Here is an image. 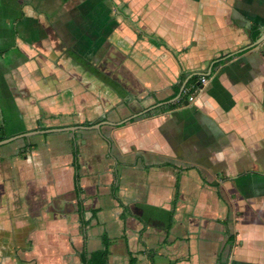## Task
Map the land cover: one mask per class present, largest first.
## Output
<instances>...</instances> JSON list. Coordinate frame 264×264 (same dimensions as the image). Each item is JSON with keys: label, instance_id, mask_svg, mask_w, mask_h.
Listing matches in <instances>:
<instances>
[{"label": "crops", "instance_id": "obj_1", "mask_svg": "<svg viewBox=\"0 0 264 264\" xmlns=\"http://www.w3.org/2000/svg\"><path fill=\"white\" fill-rule=\"evenodd\" d=\"M252 25L264 0H0V138L101 123L0 144V264H82L104 234L110 264H264Z\"/></svg>", "mask_w": 264, "mask_h": 264}, {"label": "trees", "instance_id": "obj_2", "mask_svg": "<svg viewBox=\"0 0 264 264\" xmlns=\"http://www.w3.org/2000/svg\"><path fill=\"white\" fill-rule=\"evenodd\" d=\"M252 28H253L252 32H251L252 33V39L256 40L260 37L261 27H259L257 25H252ZM150 40L155 45H159V46L165 45L153 37H150ZM199 78H200L199 75L192 76L190 83H193L192 85H195V86H200L198 84ZM192 91L193 90H191L189 93H183L182 94L183 98H186V100H188L189 96L191 95L190 93H192ZM175 106H177L176 103H171L168 105V107H163V108H172ZM150 114H151V112L146 113V115H150ZM92 124H94V122H85L83 125L90 126ZM40 129H47V128L46 127H40ZM35 130H38V129H35ZM45 135H47V133ZM3 138L4 137H1L0 140H2ZM36 146L37 145L35 143L27 142L25 144V146L20 150V155L25 156L28 151L32 150ZM75 155H77V154H75ZM74 165L77 168V161L76 160H74ZM177 190H178V188H176V194L178 192ZM77 192H79V189H77ZM174 203H175V200H174ZM231 237L232 236H230V242L232 243L233 239H231ZM110 243H111L110 237L108 236V234H104L102 236V244H103L102 248L97 249L95 251H92L90 253L86 250H83L82 252H80L79 256H80L82 264H110V262H109ZM130 264H135V258L132 255L130 256ZM217 264H228V262L220 260V261H218Z\"/></svg>", "mask_w": 264, "mask_h": 264}, {"label": "water", "instance_id": "obj_3", "mask_svg": "<svg viewBox=\"0 0 264 264\" xmlns=\"http://www.w3.org/2000/svg\"><path fill=\"white\" fill-rule=\"evenodd\" d=\"M264 41V33H262L260 35V37L255 41V45H258L260 43H262ZM148 110H144L143 112L137 113L135 114L133 117H137L145 112H147ZM122 122H118V123H111L113 125H120L122 124ZM78 128H95V129H100L101 128V123H96V124H92L90 126H84V125H77V126H67V127H58V128H47V129H40V130H32L26 133H22L19 135H15L6 139H3L0 141V144H4V143H8L14 140H17L19 138H23V137H27V136H31V135H36V134H44V133H52V132H57V131H75Z\"/></svg>", "mask_w": 264, "mask_h": 264}, {"label": "rangeland", "instance_id": "obj_4", "mask_svg": "<svg viewBox=\"0 0 264 264\" xmlns=\"http://www.w3.org/2000/svg\"><path fill=\"white\" fill-rule=\"evenodd\" d=\"M50 135L52 134V133H49ZM13 141H11L10 143H8V144H11ZM11 146H14V145H11ZM1 147V146H0ZM54 216H55V214H54ZM42 220H43V218H42ZM41 220V221H42ZM54 220V219H53ZM54 224H55V222H54ZM54 227L55 228H58V222L54 225ZM59 229V228H58ZM27 245H23V247H26ZM8 254H9V256L11 257V258H15V260H16V262H17V264H24V263H27L26 261H27V259H26V257H24V256H27L25 253L26 252H22V251H13V252H11V251H8L7 252ZM39 255V254H38ZM31 262H32V260H31ZM34 264V263H33ZM37 264H39V262H37ZM40 264H42L41 262H40Z\"/></svg>", "mask_w": 264, "mask_h": 264}, {"label": "built area", "instance_id": "obj_5", "mask_svg": "<svg viewBox=\"0 0 264 264\" xmlns=\"http://www.w3.org/2000/svg\"><path fill=\"white\" fill-rule=\"evenodd\" d=\"M208 81V78H206L205 76H202L201 79H200V82L201 83H206ZM191 90H193L194 92H197V91H200L201 90V86H195V85H192L191 87L189 88H186L184 90L185 93H189ZM194 100V96L191 94L189 96V101H193Z\"/></svg>", "mask_w": 264, "mask_h": 264}]
</instances>
